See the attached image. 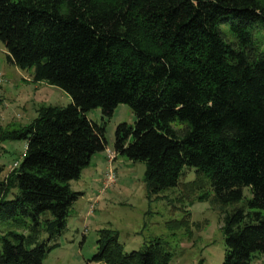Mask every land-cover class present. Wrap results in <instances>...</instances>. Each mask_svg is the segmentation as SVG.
<instances>
[{
	"label": "trees",
	"instance_id": "obj_1",
	"mask_svg": "<svg viewBox=\"0 0 264 264\" xmlns=\"http://www.w3.org/2000/svg\"><path fill=\"white\" fill-rule=\"evenodd\" d=\"M258 23L264 26V0H0L7 59L71 96L65 105L40 106L24 126H0V141L25 140L22 158L0 180V218L26 229L0 233V264H42L51 245L31 244L41 229L51 236L65 226L81 194L67 181L107 146L104 125L86 111L99 107L109 116L120 102L135 119L116 125L112 159L143 160L154 194L176 184L185 165L209 178L222 203L239 200L247 186L245 204L224 216L221 264H250L263 252ZM45 211L51 217L41 218ZM96 242L93 258L102 264H171L158 240L124 251L117 232L103 227Z\"/></svg>",
	"mask_w": 264,
	"mask_h": 264
},
{
	"label": "rangeland",
	"instance_id": "obj_2",
	"mask_svg": "<svg viewBox=\"0 0 264 264\" xmlns=\"http://www.w3.org/2000/svg\"><path fill=\"white\" fill-rule=\"evenodd\" d=\"M220 26L230 36L227 25ZM253 35L264 38L263 24L256 25ZM6 54L0 41V126H24L37 116L40 106L65 105L71 101L66 90L34 79L33 68L16 66ZM86 115L104 125L107 146L92 154L78 177L67 181L72 190L81 194L72 201L65 226L51 236L41 229L31 244L46 240L51 245L42 264H102L93 255L98 230L103 227L117 232L124 251L143 249L158 240L170 252L171 264H221L225 253L224 216L245 204L251 195L249 188L243 187L239 200L222 203L214 198L209 178L198 174L194 166L185 165L176 184L157 194L149 192L143 160L133 161L123 154H117L111 161L107 157V153L114 155L116 125L132 124L135 119L129 105L118 103L109 116L103 115L99 107L89 109ZM24 150V139L0 141V180L20 161ZM110 169L113 181L106 179ZM12 196L9 193L6 198ZM43 217H51L50 212L42 213ZM9 229L26 232L15 220L0 218V233ZM250 264H264V251L255 252Z\"/></svg>",
	"mask_w": 264,
	"mask_h": 264
},
{
	"label": "built area",
	"instance_id": "obj_3",
	"mask_svg": "<svg viewBox=\"0 0 264 264\" xmlns=\"http://www.w3.org/2000/svg\"><path fill=\"white\" fill-rule=\"evenodd\" d=\"M107 157H108V160L111 161L113 155H110V154L107 153ZM15 164H16V163H15ZM106 176H107L106 179H107L108 181H109V180H110V181L115 180L114 174H113V172H112L111 169H110L109 171L106 172Z\"/></svg>",
	"mask_w": 264,
	"mask_h": 264
}]
</instances>
